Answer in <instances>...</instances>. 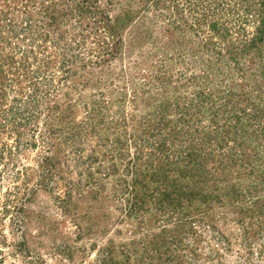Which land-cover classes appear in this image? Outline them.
I'll return each mask as SVG.
<instances>
[{
	"label": "rangeland",
	"instance_id": "rangeland-1",
	"mask_svg": "<svg viewBox=\"0 0 264 264\" xmlns=\"http://www.w3.org/2000/svg\"><path fill=\"white\" fill-rule=\"evenodd\" d=\"M262 21L264 0H0V264H264V43L241 47ZM184 137L224 156L206 183L170 170ZM170 181L198 187L182 212Z\"/></svg>",
	"mask_w": 264,
	"mask_h": 264
},
{
	"label": "trees",
	"instance_id": "trees-1",
	"mask_svg": "<svg viewBox=\"0 0 264 264\" xmlns=\"http://www.w3.org/2000/svg\"><path fill=\"white\" fill-rule=\"evenodd\" d=\"M207 16H208V14L205 15V17H207ZM262 22H263V28L261 30H259V32H258L259 35L253 37L250 41H244L245 42L244 44L242 43L241 47L245 48V50H248V47H250L251 45H253L255 43H259L260 41H263V43H264V21H262ZM226 33H227V31H226ZM236 54L241 55L240 53H236ZM256 70H258V69L256 68ZM262 71H263L262 73H261V71H259V73L263 75L262 78L264 79V70H262ZM262 85L263 84H261L259 82V78H258V80L255 81V86H256L255 88L260 87ZM232 88H233L232 91H236L239 89L238 86H236V85H235V87H232ZM263 92H264V90H261V93H263ZM253 104L255 105V103H253ZM258 106H259V110H260V111L258 110V112L260 113L259 117H260V119H263L264 118V107H263L264 105L258 104ZM239 116L240 115H238V118H239V120H241V117H239ZM218 120L219 119L216 117L211 119L212 122H218ZM204 122L205 121H202V124H203L202 126L205 130L206 136L203 139H205L206 143L212 144V143L216 142L218 147H223L224 145H227V142L230 140V137L233 136L230 129H228L227 127L226 128H224V127L220 128L219 127V130L217 131L218 133H216L214 131H211L210 127H206L207 125H204L205 124ZM207 128H209V129H207ZM202 131H203V129H202ZM202 131H200V132L202 133ZM220 131H221V133H220ZM205 133H204V135H205ZM178 136L179 135L176 133L173 136L168 134L167 138L170 137V138L175 139ZM214 137H216L217 140ZM167 138H164L162 143L159 144V148L163 152H165L169 149V146L167 143ZM184 140H186V138ZM245 140H246V138H245ZM233 149H237V147L235 146V147H233ZM217 156L218 155L215 153V151L212 152V149L208 153L200 154L198 152V150L196 149L195 145H193L189 141L187 142V140H186V141H183V148L181 150L175 149L174 150V156H172V157L168 156L170 159L175 157V160L171 161L170 170L175 171V170H180L182 168L183 173H185V174H183L182 178L185 177L188 180L191 178V176L193 178L195 176H197V177L199 176L200 178H202L201 180L204 183H206V179H209V176L212 174V171H210L207 166H208L209 162H211V160L214 159L216 162V160L220 159L221 156L220 155H219V157H217ZM223 157L224 156H222L221 158H223ZM182 160H184V161H182ZM218 168H219L218 166L215 167V169H218ZM128 171H129V169H128ZM167 178H168V176H167ZM139 180H140V177H138V176L134 179V183H135L134 187H136L138 185V183H140ZM183 180H185V179H183ZM184 182L185 183H183V181H181V183H177V184H176V181H172L171 183L168 182L167 189H166L168 191H165L167 194L166 200L168 202V205H174L175 210L179 211V212L180 211L182 212L185 209V207H184V209H182L183 208L182 206L179 208V203L177 202V201H179V199L176 201V199L173 195H175V196L178 195L179 198H182V199L186 198L187 201H189V200L191 201L193 198L192 195L195 194L197 189H198L197 185L194 184L191 187L189 182H187V181H184ZM186 184H188V185H186ZM186 186H188V188H186ZM127 188L130 189V187H127ZM131 191L133 193H136V194L141 193V192H139L140 190L138 189V187H137V189H132ZM185 220H189V219H187V217H186Z\"/></svg>",
	"mask_w": 264,
	"mask_h": 264
}]
</instances>
